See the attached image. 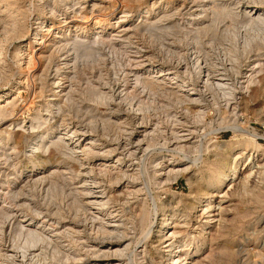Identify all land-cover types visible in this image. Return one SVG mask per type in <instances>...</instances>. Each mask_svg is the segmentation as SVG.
<instances>
[{
    "label": "bare ground",
    "instance_id": "1",
    "mask_svg": "<svg viewBox=\"0 0 264 264\" xmlns=\"http://www.w3.org/2000/svg\"><path fill=\"white\" fill-rule=\"evenodd\" d=\"M165 1L170 3V0ZM173 1L180 2V0ZM99 2L98 0L92 1L91 4L89 3L90 5L88 7L90 8L88 9L85 6V4L87 5V0H29L27 4L24 5H22V3L20 5V0H0V28L3 32L2 37H0V119L2 118L3 120V117L10 116V114L14 112L18 102H20L19 100L21 99V92L23 90H31V93L37 94L39 98L43 96V93H47L44 99L43 97L41 98L43 99L41 102L43 109L40 108L41 103L40 105H34V101L30 102L29 105L30 108L32 107L33 111L32 109L31 111L29 110L30 112L27 116V120L22 118L16 122L15 127L19 126V128H21V134L17 139L11 132L13 130L11 126L13 128L14 126L10 123L8 130L0 132V166L4 169V171H2L3 169L1 170L2 175L0 176V235L4 232V221L10 218L14 208H21L22 203L21 205L19 204L21 202H19V200L23 199H19L21 196L28 195V193H30L32 189L34 190L35 186L40 183H48L50 188L55 187V183L59 186L60 182L58 183L57 181L60 180L62 183V186L59 187V189L61 188L59 190L61 199L58 200V203L59 201L61 203L57 207L58 211L54 209L57 211V216L60 218L57 229L54 228L53 224H48L46 222L47 220L40 222L35 221L36 227L34 228H32L29 223L24 224L22 219V221L15 224V237L13 238L14 246H12L17 248V250L20 249L22 258L25 257V253L30 248H34L40 243L42 249L40 248L41 253L35 256L37 260H34V263L36 264H132V261L139 260L137 258L138 254L146 253L144 245L143 248H140V251H134V249L132 258L129 257V261H125L128 244L124 245L123 243L129 236V231L137 228L140 229L143 235L146 236L145 238H147V240L149 239V242H151V250L148 251L147 254L151 257L152 264L160 263L155 262V258L152 254L153 250L156 253L161 251L162 261L160 264H196V261L199 259L194 260L193 258L198 254L200 247L198 246L194 250L191 247L193 243L198 240V237L202 239V242H205L206 239L212 240L211 229H213V227H216V229L217 227H222V211L224 207H222L220 203L223 201L222 199L228 195L230 188L236 184L237 190L242 192H244L246 188L248 190L249 185H247V182L249 181L251 173L254 172V167H258V169L259 167L261 168V171L256 169L255 173L259 171L258 174L264 175V164L262 165V163L260 164L256 161V156L262 155L264 147L259 144V137L254 130H247L246 126L241 127L240 125L233 124L229 126L233 132V137L237 139V137L240 136L241 138L238 139V143L236 142V146H228V143H226V145L219 143L216 139H210V142L207 141L209 144H206L205 141L204 143L206 146H203L204 144L202 145L200 141L198 142L199 144H195L196 150L194 157H189V160L188 156L181 154L186 145L184 146V137L180 134L181 132H179L180 128L177 129V127H173V130L170 129L173 141H170L171 139L167 143L161 141L163 144L160 143L161 145L156 155L149 156L148 164L152 167L157 159L161 160H158L160 162H158L157 165L162 162H167L164 167L161 166L162 170H164L162 174H165L166 177H164L168 181H166L167 184L164 180L162 181L166 186L171 184V182L177 181L178 177H185L186 184L189 187L187 198L189 196L191 199V202H189L190 204H188L190 210L177 213V207L170 206L172 203L163 202L161 199L157 202V196L156 202L152 206L147 205L146 201H144L145 198L142 197L143 200L141 199L140 207L137 205L140 208L137 207L139 209L137 210L138 212H136L135 209H133L134 211L129 210L127 206L128 202H125L123 207H116L114 204L115 195H111V189H115L116 195L119 193L122 194V192L125 194L124 191L130 196L132 194H137L142 189L137 187L136 185L138 184L134 181L135 179H139L141 173H143V175L146 174L143 172V168L145 167L141 166L143 169L141 171L140 167L133 168V164L124 163L123 161H125V158L121 156L123 155L122 153L114 155V148H108V144L103 143L101 137L98 138L92 134L94 130L92 129L93 127H89L90 130L88 131L87 129L82 131L79 130L81 132V134H79L77 132L78 127H74L73 124H70V121L64 127L56 125L57 120H62L64 117L67 118L69 112L74 111V105L75 111H79L76 106V98L78 93H83L84 90L80 88L78 84L80 81H78L79 79L77 78H79V75L82 76L83 69L78 71L75 65L76 62L71 65V69V62H68L70 61L69 59L66 60L67 62L64 61L62 65H59L58 68L56 67L52 74L48 72L44 73L43 69H39L43 67L39 66L42 59L51 60L53 58L54 52L52 50L55 48L53 49L51 47L54 45H57L55 47H57L60 52V48L71 43L72 49L76 50L74 51L75 54L73 52V61H76V59L78 61L80 55L81 57L82 55L85 57H90V55L94 56L91 53L97 55L96 51L99 50V46L109 43V38L112 37V34L114 38L118 33L120 34V32L123 31V29H119L123 27V25L118 26L119 22H121L120 20L130 21V19L136 16L148 18L151 14L157 12L165 15L167 6H163L161 3L160 6H156L155 3L139 11V15H136V13L134 16H131V14L128 15L127 11L121 8H110L109 6L106 15L101 16L100 14H96L98 16L97 18L91 14L94 10L99 9L101 5V2ZM48 6H50L49 15L47 17H40L41 11L39 12L38 7H41L40 9L44 7L47 9ZM60 6L68 7L70 9V14L64 19L66 22L58 20L54 23V18L61 11L59 8ZM96 12L98 13V11ZM83 14H85V17H89L88 14H90V18H92L91 21H88L87 18L85 19L84 16V18L81 19L80 16ZM29 16H31L30 20L28 18ZM160 18L157 19L156 17V20L154 19L155 21L153 22L146 20L148 24L146 26L145 23V28L143 29L146 30L150 38L158 42L157 44L159 46L165 47L167 51L172 50V48L178 51L182 50L183 47L186 48L184 50L188 51V57L184 68L180 67L182 71L184 69V71L181 72L185 75L180 79L177 75L170 76V68H159L154 70V67L143 74L134 73L135 77L132 79L131 84L134 89L137 88L138 90L139 88L140 90L141 88L142 92L146 91L147 99L142 101L143 103L141 106L138 104L139 106L133 107L134 103L132 101V96H137L139 94L132 95L134 93H129L132 95L131 98L129 94H124V92L122 94V90H119L117 93L118 100L115 111L118 114V118H122V121H120L121 125L127 122L124 119L125 115L131 113V115L134 114L136 118H140V121L142 120L141 122L139 121L140 123L137 124L135 129L144 128L142 123L145 115L149 116V114H151L156 116L159 112L163 113L168 111L164 105H155V100H157L160 94L165 99L172 101L174 106L181 105L182 103L206 104L207 99L219 102V104L221 101L224 103L225 101L230 102V100L237 102L240 99V94L248 96H250V94L253 96L260 95L259 93L264 89V0H207L205 3L201 4L200 9L196 12V17H193L194 19L192 20L191 27H189L190 29H184L186 24L183 28H180L182 26L173 25V27L180 30V35L178 37L175 36V38L172 39L173 42L169 39L170 37H165L168 32L167 29L169 30L172 27L171 24L166 25L161 23L163 20ZM187 24H191V20L190 23L188 22ZM113 32L117 34L115 35ZM164 40L166 42L169 40L171 43H174V45L167 44V46H163ZM11 46H13L14 49ZM114 49L115 48H113V50ZM208 49L212 51L217 50L218 53L222 52L224 57L219 59L220 57L218 56L220 60L218 61L220 62L218 63L219 67H214L216 68L214 69L216 72L214 76L216 78L210 76V74L213 73H210L209 64L205 58L207 56H205L204 53ZM8 52L10 62L6 58V53ZM254 52L257 53V57L250 60L249 55ZM237 54L245 56L244 59L246 63L244 65L243 76L240 77L242 80L240 78V80L234 78L233 81L229 78L227 72L232 70L235 62L238 61L239 58L236 57ZM177 55H179V53ZM180 64L181 62L175 65L178 66ZM44 65H46V63ZM14 70H17L16 73ZM238 73L240 74L241 71L239 70ZM190 78H194L196 84L192 83L191 86ZM172 84L173 86L176 84L175 87L178 89L175 91L170 89L173 88L170 87ZM98 88L95 89V96L93 95L94 100L96 99L95 103L94 100L91 99L93 105H109L110 101L108 103V100L113 97V89L106 93L105 90L103 92ZM236 89L240 91L237 92ZM135 93H137V91ZM27 105L26 103V106ZM23 106H25V104ZM93 107L95 108V106ZM30 108L28 107V109ZM90 113H94V110ZM168 115L169 113L166 116L170 117V115ZM93 117L94 116H92V118ZM53 119L55 120L54 122L52 121L54 125L51 126L50 120ZM92 120L90 122L93 124L95 121L92 122ZM178 120L179 118L177 115L173 113L170 121L172 122V126L173 124H177L176 122H178ZM35 122H38V124L36 125ZM99 125L101 126H99L100 130L103 132L102 135L106 134L107 128L105 126V121H102ZM40 126V130L32 136L30 141H27L25 132L29 129H39ZM4 128L3 126L2 129L4 130ZM157 130L159 131L160 129ZM134 131L137 132V130ZM134 131H132L133 135L130 134V139L135 136H140V134H138L139 132H135L136 134H134ZM162 131H159V134ZM150 133L153 139L152 136L155 130ZM212 133L213 137L216 138V131L214 130ZM212 133L208 134L210 135ZM150 136H148V139ZM154 136L156 137V135ZM143 138L139 140L138 137L135 145L143 142L145 139ZM160 138H162V136H160ZM24 139L30 144L28 155L26 154L28 159L22 164L16 162L17 158L15 160V156L19 151L17 145ZM115 139L119 140V134ZM151 141H147L148 144H146L150 148L153 143H151ZM157 143L153 144L154 147ZM210 146H212V148H210ZM145 148L148 149V147ZM191 148L193 149L194 145ZM47 150H50V152L48 151L49 153L45 155ZM39 151L40 153L42 152V154H38L39 156L37 157L36 155ZM116 151L118 152V150ZM186 152V154H189L191 151ZM210 152L212 153L209 155ZM132 153L134 154L133 151ZM35 157L37 158L34 159ZM114 157L115 160H113ZM128 157H130L129 154ZM95 158L98 159V163L94 164L97 168L93 170L94 167L90 165L93 164L92 160ZM69 162H75L80 169L75 170L71 168V166L68 165ZM239 163H241V165ZM239 165L241 167H239ZM155 166L156 165H154V167ZM147 169L148 167H146L145 172ZM104 176H107V183L109 185H106L101 179L102 177L105 178ZM143 177L144 176H142V178ZM123 178L126 179L124 180ZM158 178L157 176L152 177L155 184L159 183L157 182ZM145 181L149 180L145 179ZM162 182L160 181V183ZM49 193L52 192L49 191ZM50 195L49 197H51ZM60 196L58 198H60ZM215 197L218 198V200L214 201ZM17 202H19V205H16ZM119 202L123 203V199ZM176 202L178 204L180 199H177ZM112 203L116 208L111 206ZM131 206L134 207L136 205ZM212 209L217 211L211 213L210 210ZM158 210H160L159 213H157ZM24 215L25 214H23L22 217L25 218L26 215ZM155 215L157 216L156 219L154 218ZM53 216H55V214ZM30 220L32 219H29V221ZM182 228L184 230H181ZM136 231L138 232V230ZM132 234L131 237L133 236ZM139 234L141 235V233H138V235ZM208 234L209 237L211 235L210 238L207 237ZM137 241H139V237ZM141 243L144 242L141 241ZM225 247L226 245L221 246V248L219 247L222 256L220 259L218 258L217 264H232L234 251L231 247V250L228 249V246L227 248ZM38 252L39 251L35 254ZM28 254H30V252L27 253V255ZM2 256L4 257L5 255ZM29 256L30 255H28V257ZM14 259H16V256ZM1 261L2 260H0V264H3ZM248 262L245 264H248Z\"/></svg>",
    "mask_w": 264,
    "mask_h": 264
},
{
    "label": "rangeland",
    "instance_id": "2",
    "mask_svg": "<svg viewBox=\"0 0 264 264\" xmlns=\"http://www.w3.org/2000/svg\"><path fill=\"white\" fill-rule=\"evenodd\" d=\"M28 1L29 0H20V5H21V3H22V5L27 4ZM92 1H94V0H87V5L85 4L86 8H88V9L90 8L88 6L92 3ZM193 1L194 0H180V2L179 1L176 2V1L170 0V3H167V1H165V0H98V2L101 4L99 9L98 10H94L92 14L90 13L91 15H93L94 17L96 16L97 18H98L97 15H99V14L101 16L106 15L109 6H110V8H117V9L121 8V9L127 11L128 15L131 14V16L132 15L134 16L136 13H137L136 15H139L140 14L139 11H141L142 9H145L147 6H150V5L155 4V3H156L155 4L156 6L157 5L160 6L161 4L163 6H167L168 10L167 9L165 10L166 11L165 15L164 14L162 15V13H158L157 12V13L151 14L148 18H144L142 16H136L135 18L130 19V21L129 20L128 21L120 20L121 22H119L118 26L119 25H123V27L119 28V29H123V31L120 32V34L119 33L117 34V33L113 32L115 35L117 34L114 37L115 39L113 38V34H112V37L109 38L110 39L109 43H106L103 46L102 45L99 46V50L96 51L97 55L94 54V53H91L94 56L90 55V57H85L84 55H82V57H81V55H80L78 61H77V59H76V61H73V59H72V58H74L73 57L74 56L73 52L76 51V50L72 49V47H71L72 44L70 43L71 44V45L69 44L70 46L67 45V46H65L66 48L62 47L64 50L62 48H60V50H61L60 52H59L58 48L55 47L57 45H54L53 47H51L53 49L55 48L54 50L51 49L54 52L53 58L51 60H46L45 59L46 61L44 59L41 60L42 62L40 63L39 67H43V68H39V69H41V70L43 69L44 73H46V72H48L49 74L54 73L53 72L54 69L56 67L58 68L59 65H62L64 63V61L67 62L66 61L67 59L70 60V61H68L69 63L71 62L70 66L73 65L76 62L75 63L76 69L78 71L80 69H83V73L81 74L82 76L79 75V78H77V79H79L78 81H80V82H78V84L80 85V88L84 90L83 93L79 91L80 93H78V96L76 98L77 99L76 106L79 109V111H75V109H74L75 105H74L73 106V110L74 111L73 112L70 111L69 112V116H67V118L64 117L62 120H57L56 121V125H58L60 127H64L70 121V124H73L74 127H76V128L78 127L77 128V132L79 134H81L80 131H82L84 129L85 130L87 129V131H88V130H90L89 127H91V128L93 127L92 129H94V130L92 131V134L95 135V137H98V138L101 137V139L103 140V143L108 144V146H107L108 148H114L115 149L114 155H116L118 153H122L123 155H121V156H123V158H125V161H123L124 163L131 164V165L133 164L132 165L133 168H136V167H140L141 168V166L145 167V168H143L144 169L143 172H144V174L145 173L147 174V175L145 174L146 177H145V175H143V173H141V175L144 176V177L142 178V176L140 175L139 179L138 180L135 179V181H134L136 184L139 185V186L138 185H136V186L139 187L140 189H142L137 194H132L133 196L132 195L130 196V195L126 194V192L124 191L125 194H123V192H122V194L119 193V194L116 195L115 189L114 188L111 189V195L112 196L115 195L114 196V199H115L114 204L116 205V207H120V206L123 207L124 203L128 202L127 206L129 208V210L135 209V211L138 212L137 210L140 209L139 205H140L141 199H142V197H144L145 198L144 201H146L147 205H149V206L154 205V203L156 202V199L158 198L157 202L161 199V201H163V202H166V203L169 202L170 204L172 203L170 206L177 207V209H176L177 213H179L181 211L184 212V211H189L190 210L188 204H190L189 202H191V199H190L189 196L187 198V193H189V187L186 184L185 177H178L177 181L171 182V184L166 186L167 179L165 178L166 177L165 174H162V173H164L163 172L164 170H162L161 166L164 167V165H166L165 163H167V162H165V163L162 162V163L157 165V163L161 161L160 159H157L152 167L149 166V164H148L149 163V159H148L149 156L150 155L151 156L156 155L157 151L159 150L158 148H160L159 146L161 144L167 143L170 139H171L170 141H173L172 137H171L172 134H170L171 130H173V127H177V129L180 128L179 132H181L180 134H182L183 137H184L183 138L184 146L186 145L184 147L183 153L181 152V154H185L186 156H188V159L191 156H192L191 158L194 157L195 150H196L195 146L200 141L202 142V145L204 144L203 146H206V144H209L207 141L210 142V139L211 140L216 139L217 142L225 144V145H226V143H228L229 144V145L227 144L228 146H236V144L239 141L238 139L240 138V136L237 137V139L233 137V132L229 128V126H231L233 124L240 125L241 127H245L246 126L247 130L248 129L254 130L257 133L258 137H259L258 138L259 144L264 147V89L262 90L261 93H259L260 94L259 96L258 95L253 96L252 94H250V96L244 95V94H240V99L237 102L234 101V100H230V102L229 101H225V103L223 101H221L220 104H219V102L207 99L206 104H204V103H199V104L198 103L197 104L196 103H185L184 104V103H182L181 105H175L176 107L174 106V103L172 101H170L169 99H165L160 94V96H158L157 100H155V102H156L155 105H157V106L164 105L166 107V110H168V111H165L166 113L163 112L165 114H163L162 112H159L156 116L155 115L153 116L151 114H149V116L145 115L144 119H143V123L144 124L142 123L144 128L135 129L137 124H139L142 120L140 121L139 120L140 118H136L134 114L131 115V113H129V114L125 113L126 115H125L124 119L127 122H126V124H123V125L120 124V121H122V118L119 117L120 118L119 119L118 118V114L115 111L116 107H117L116 103H117V100H118L117 93H118L119 90H122V94H123V92H124V94H127V95L129 93H134L132 95L139 94L137 96H132L131 94H129L130 97L131 96L133 97V98L131 97L133 99L132 101L134 103L133 107H137L139 105L141 106V104L143 103L142 101L147 99V97H146L147 92L146 91L142 92L141 88H140V90L138 88V90H139L138 91L137 88L134 89L132 84H131V81L135 77V74L146 73L149 70L153 69L152 67H154V70L159 69V68L160 69L170 68L169 69V72H171L170 76L177 75L178 78H180V79L185 75L184 73H182L184 71V69L182 71L181 68H184L186 60H187V57H188L187 56L188 51L184 50L186 48L183 47V49L180 50V51H178L176 49L174 50V48H172V50H170L171 52L169 50H168L169 51L168 52L165 47L159 46L157 44L158 42H156L154 39L150 38V36L146 32V30L143 29V28H145L144 27L145 23H146V26H147V24H148L147 21L150 20V22H153V21L156 20V17H157V19H159L161 17L160 19L163 20L161 23L166 24V25H170L171 24V26H172V27L170 26L171 28L169 27L170 28L169 30L167 29L168 32H167V35H165V37L167 36V38L170 37L169 39L172 41V39H174L175 36L178 37L180 35V32H179L180 30H178V28H176V27H173V25L179 26V27L182 26L180 28H183L185 26V24H186V26H185L186 28L184 27V29L185 30L190 29L189 27H191V25H192V20L196 17V12L198 11V9H200L201 4L205 3V1H207V0H195L194 1L195 3ZM38 8H39L38 9L39 12L41 11L40 12V17L41 16L47 17L49 15L48 12H49L50 6H48L47 9L45 7H44L45 9L44 8L40 9L41 7H38ZM59 8L61 9V11L56 16L57 18L56 17L54 18L55 19L53 21L54 23H55V21H58V20H60L61 22L62 21L64 22L65 21L64 19H66V17H68L69 14H70V9L68 7L60 6ZM96 11H98V13ZM90 14H88L89 17H87V16L85 17V14H83L82 16H80V18L83 19L85 17V19L87 18L88 21H91L92 18H90V16H91ZM159 14H161V15H159ZM158 16H160V17H158ZM28 18L30 20L31 16H29ZM190 20H191V24H187L188 22L190 23ZM122 21H123V23H122ZM181 24H183V25H181ZM124 26H126V27H124ZM0 27H1V25H0ZM0 31H1L0 32V37H2V33L3 32L1 30V28H0ZM181 31L183 32L182 29H181ZM115 32H117V31H115ZM174 34H176V35H174ZM171 41L167 40V42H166L164 40L163 41L164 42L163 46H165V45L167 46V44L174 45V43H171ZM11 47L14 49L13 46H11ZM112 47L115 48V49L113 50ZM178 53H179V55H177ZM74 54H75V52H74ZM79 54H77V55H79ZM204 54L207 57H205L203 55L202 56L206 58V60H207V62L209 64L208 65L209 71H210V73L211 72L213 73V74H210V76L211 77L212 76L215 77L214 73H216V72H215L214 69H216V68H214V67H219L218 63H220V62H218V61H220L219 59H221L223 57V54H222V52L218 53L217 50L216 51H214V50L212 51V50H209V49L206 50ZM256 54L257 53H255V52L254 53H250V55H249L250 56V60L255 59L257 57ZM236 57H238L239 59H238V61L235 62L234 66H233L234 68L233 67H232L233 69L231 68L233 71L229 70L227 72V74L229 75V78L232 79V80L234 78H238L239 79L240 77L243 76L244 65L246 63V60L244 59L245 56H240L239 54H237ZM6 58L10 62L9 52L6 53ZM138 60H139V62L141 64L138 62ZM134 61H135V63H134ZM94 62H96V63H94ZM179 62H181V64H180L181 66L180 65H178V66L175 65V64H177ZM45 63H46V65H44ZM79 65H80V67H79ZM70 68L72 69V66ZM239 70L241 71L240 74L238 73ZM16 71L14 70L15 73H16ZM233 73H235V74H233ZM240 79L242 80V78H240ZM87 81H89V82H87ZM190 82H191V86H192V83L196 84V80H194V78H190ZM174 85L176 86V84H174ZM175 86H173V84H172L170 87H173V88H170V89H173V91L177 90L178 88H176ZM94 87H96V88L99 87L98 89H101L103 92L105 90L106 93L109 90L113 89V97H112V99L108 100V103L110 101L109 105H106V104H99V106H98V104L93 105V102H92V100H94L93 95L95 96L94 93L96 91L95 90L96 88H94ZM255 88H257V87H255ZM136 91H137V93H135ZM236 91L239 92L240 90L236 89ZM31 92H32L31 90H27V89L23 90L21 92V99L19 100L20 102H18V105H17L16 109L14 110V112H12L10 114V116H7L8 118L7 117H3L4 118L3 120H2V118L0 119V120H2V121H0V130H1L0 132L8 130L9 127H10L9 126V123H10L11 125L14 126V128L11 126V128L13 129L11 132L16 137V139L18 138V136L21 134V128H19V126L15 127L16 126L15 125L16 122L19 119H22V118H25L27 120V116H28L29 112L32 109V107L30 108L29 103L34 101L35 102L34 105L35 104L36 105H40V103L44 99L45 95L47 94V93H43L42 94L43 96H40V98H39L37 96V94L31 93ZM140 92H142V93H140ZM81 94L84 95V96H82ZM42 97H43V99H41ZM138 98L140 100L141 99L142 100L140 101ZM88 99H90V100H88ZM95 101H96V99L94 100V103H95ZM25 102L28 104L27 106H26ZM22 104L23 105L25 104L26 107L23 106ZM202 104H204V105H202ZM225 104H227V105H225ZM167 105H168V107H167ZM93 106H95V108ZM183 106H185V107H183ZM28 107L30 109H28ZM114 107H115V109H114ZM40 108L43 109L42 103H41V107ZM82 108L84 110L85 109L86 110L84 111ZM176 108H177V110H176ZM93 110H94V113H90V112H93ZM32 111H33V109H32ZM168 113H169L170 117L166 116ZM173 113L177 115V117L179 118L180 121L178 120V122H176L177 124H173V126H172V124H171L172 122H170V121H171V116H172ZM11 115H13V116H11ZM202 115H204V116H202ZM92 116H94V117L92 118ZM89 119H91V120L93 119L92 122L93 121H95V122H93V124H92L90 122L91 120H89ZM193 119H194V121H193ZM35 121H36V119H35ZM52 121L54 122L55 120L54 119L50 120L51 126L54 125V123ZM102 121H105V123H106L105 126L107 128V133L104 134V135H102L103 132L99 128V126H100L99 124ZM58 122H60V123H58ZM197 122H199V123H197ZM157 123H159V124H157ZM35 124L37 125L38 122H35ZM94 125H95V127H94ZM174 125H177V126H174ZM3 126L6 129L4 128V130H3L2 129ZM7 126H8V128H7ZM40 128H41V126L39 127V129L35 128V129H32V130L29 129L28 131H26L25 135L27 136L26 137L27 141H30L32 139V136H34L36 134V132H38L40 130ZM157 129H160L159 131H162V130H164V131L160 132V134H159V131ZM134 130H137V132L134 131ZM153 130H155V133L153 134V136H152L153 139H152L151 136H150L151 135L150 132H152ZM214 130L216 131V133H215L216 138L213 137V133L212 132ZM132 131H134V134L139 132L138 134H140V136H137V137L135 136L134 138L130 139V137H131L130 134L133 135ZM208 133H212V134L209 135ZM118 134H119V140H116L115 138L117 137ZM154 135H156V137ZM159 135L162 136V138L164 136V138L163 139L160 138ZM148 136H150L149 139H148ZM138 137H139V140H140V138H143V137L145 139L143 138L144 139L143 142H141L140 144H136L135 145V143H137L136 141H137ZM146 137H147L148 140L146 139ZM199 139H202V140H199ZM233 139H236V140H233ZM149 140L150 141L152 140L151 143L153 142L151 144L152 146L150 145L151 148L146 145V144H148V142H150ZM153 140L156 141V142H154ZM27 141H26V139H24L20 144L17 145L19 147L18 148L19 151L17 153L18 156L17 155L15 156V160L17 158L16 162H19V163L23 164L24 162L27 161V159H28L27 158L28 157L27 156L28 155V149H29V144H30ZM205 141H206V144L204 143ZM129 142H130V144H129ZM154 143H157V145L158 144L159 145L158 146L155 145V147H156L155 148L154 145H153ZM121 145H122V147H121ZM193 145H194V148L192 149L191 147ZM145 147H148V149H146ZM210 148H212V146H210ZM127 149H128V151L131 154L127 151ZM144 149H145V152H144ZM116 150H118V152ZM193 150H194V152H193ZM48 151L50 152V150H47L45 152V155H47L49 153ZM132 151L134 152V154L132 153ZM186 151H188V152L191 151V152L189 154H186L187 153ZM192 152H193V155H192ZM124 153H125L126 156L124 155ZM211 153L212 152H210L209 155ZM38 154L41 155L42 152L40 153V151H39L37 153V155H36L37 157L39 156ZM128 154L130 155V157H128ZM131 155H133V156H131ZM37 157H35L34 159H36ZM181 157H183V156H181ZM256 157H257V159L255 158L256 161L258 163H260V164L262 163V165H263L264 164V162H263V160H264L263 159L264 158V152L262 153V155L260 154V155H257ZM107 159H109V158H107ZM97 160H98L97 158L92 160L93 164H91L90 166L94 167L93 170H95L97 168L96 166H94V164L98 163ZM113 160H115V157L113 158ZM158 160H160V161H158ZM239 164L241 165V163H239ZM68 165L71 166V168H73L75 170H77V169L79 170L80 169V167L75 162H69ZM154 165H156V166L154 167ZM240 165H239V167H241ZM0 167H1L0 168V176H1L2 175L1 172L4 171V169H3L2 166H0ZM146 167H148V169L145 172ZM143 169L141 168V171ZM256 169L261 171L260 167H259V169H258V167H254V169H253L254 172L251 173V175L249 177V181L247 182V185H249L248 186V190H247V188L244 189V192H242L240 190H237L238 189V188L236 189L237 185L234 184L232 186L233 188L232 187L230 188V192L228 193V195L226 197H224V199H222L223 201H221L220 204L222 205V207H224V209L222 211L223 212L222 213V217H223L222 227L223 228L222 227L221 228L217 227V229H216V227H213V229H211V231H212V240L206 239L205 242L204 241L202 242V239H200L198 237V240L193 243V245H195V246L192 245V247H191L193 250L195 248H197L198 246L200 247V250H199L198 254L193 258L194 260L195 259H199L198 261H196L198 264H217L218 260L222 256V252H221L220 248L223 245H226L225 248H227V246H228L229 247L228 249H230V247H231V249L234 251V255H233V258H232V264H245L248 261H249L248 264H253V263L254 264H264V175L262 174L263 175L262 176L261 174H258L259 171L255 173ZM96 172H97V170H96ZM151 174L154 175V176H152ZM155 176L159 177L157 179V182L160 183V181L162 182L164 180V182L166 184H164V182H162L160 184L159 183L155 184L154 180L152 179V177H155ZM104 177L105 178L102 177L101 179L103 180V182H105L106 185H109L107 183V178H106L107 176H104ZM144 178L146 180L148 179L150 181V184H149V181H145ZM123 179L125 180L126 178H123ZM57 182L58 183L60 182L61 185L59 184V186H58V184L55 183V187H51V188L49 187L48 183H43V184L40 183L37 186H35V188L33 187L34 190L32 189V191L30 193H28V195L21 196L19 198V199H21V198H23V199L19 200V202L20 201L21 202L20 203L17 202L16 205H19V204L21 205V203H22L21 208H16V207L14 208L13 214L10 216V218H8L7 220L4 221L5 222V224H4V232L0 235V251H1L0 252V254H1L0 260H2L1 262L3 264H22V263L23 264H30V263L31 264H36V263H34L35 262L34 260H37V258H35V256H37L38 254L41 253L40 252L41 249H42L41 244L38 243L36 245L37 248L36 247H34V248L32 247V248H30L28 250L30 252V254H28V255H30L29 257L27 255V253H29V252L27 251L25 253V257L22 258L21 257L22 253H21L20 249H18L19 250V252H18L17 248L13 247L14 246L13 245V241H14L13 238L15 237L14 229H16L15 228V226H16L15 224H17L19 221L23 220L24 224H28L29 223V224H31V227L34 228V227H36V225L34 223L35 221L36 222H38V221L40 222V221H46L47 220L46 222L48 224H53L54 228L57 229L58 226H59V220H60L59 216H57V214H58L57 213V211H58L57 207L61 203L60 201L58 203V200L61 199V196L59 195L60 194L59 190L61 188L59 189V187L62 186V183H61L60 180H58ZM146 182H148V183H146ZM152 183H154L155 185L152 184ZM146 185L147 186L149 185V186L147 187ZM247 185H246V187H247ZM112 190H113V192H112ZM49 191L52 192V193H49ZM50 194H52V195H50ZM49 195L52 198L49 197ZM59 196H60V198H58ZM156 196H157V198H156ZM152 198H153V200H152ZM48 199H49V201H48ZM122 199H123V203H121L122 201L119 202ZM177 199H180V202H178V204L176 202ZM216 200H218V198L215 197L214 201H216ZM56 203H58V204H56ZM53 204H55V205H53ZM114 204L112 203L111 206L115 207ZM131 205H136V206L133 207ZM131 207H133V208H131ZM54 209H57V211H55ZM184 209H186V210H184ZM214 211H217V210H215V209L214 210L213 209L210 210L211 213H213ZM159 212H160V210L157 211V213H159ZM23 214L26 215V216L24 215L25 218L22 217ZM54 214H55V216H53ZM19 215L21 216V218H20ZM156 217L157 216L155 215L154 218L156 219ZM29 219H32V220H30L31 223H30ZM55 219H57V220H55ZM224 227L227 228V229H225ZM131 230L129 231L130 232L129 236L125 240V242H127V243H125V242L123 243L124 245L128 244V246H127V256H125V261H127V260L129 261V259L132 258V255L134 254V251H140L141 250L140 248H143L144 245H145L146 253L145 254L144 253L138 254L136 252L138 254L137 258L139 260H137V261L134 260L131 263L132 264H152L151 263L152 262L151 261V257L149 256V254H147V252L151 250V245H150L151 242H149L150 240L149 239L147 240V238H145L146 236L143 235V232L140 231V229L134 228V230L133 229H131ZM136 230H138V232ZM181 230H184V229L182 228ZM222 232H224V233H222ZM138 233H141V235H143V236H141L140 234L138 235ZM131 234L133 235L132 237H131ZM138 237H139V241H137ZM207 237H209V234L207 235ZM210 237H211V235H210ZM115 240H117V239H115ZM145 240H146V242H145ZM141 241L144 242V243H141ZM136 243H137V245H136ZM15 251H17V252H15ZM37 251H39V252L37 254H35ZM152 254H153L154 258H155V262H160L161 263V261H162L161 251H158V253H156L153 250ZM2 255H5L4 257H7L8 259L4 258ZM15 256H16V259H14ZM18 256L21 257L22 259L19 258Z\"/></svg>",
    "mask_w": 264,
    "mask_h": 264
}]
</instances>
